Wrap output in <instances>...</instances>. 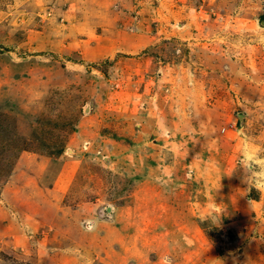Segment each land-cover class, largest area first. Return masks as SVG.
<instances>
[{"label":"rangeland","instance_id":"374dc122","mask_svg":"<svg viewBox=\"0 0 264 264\" xmlns=\"http://www.w3.org/2000/svg\"><path fill=\"white\" fill-rule=\"evenodd\" d=\"M114 2L127 46L84 63L90 46H35L77 23L55 0H0V264L92 261L58 210L19 239L31 188L55 210L113 207L147 261L264 264V0ZM56 166L74 169L55 197Z\"/></svg>","mask_w":264,"mask_h":264},{"label":"crops","instance_id":"0c3cea01","mask_svg":"<svg viewBox=\"0 0 264 264\" xmlns=\"http://www.w3.org/2000/svg\"><path fill=\"white\" fill-rule=\"evenodd\" d=\"M55 2L58 5L56 11H59V14L63 15L65 19L70 18L71 20H77V23L72 22L71 25H66L58 22L60 28L62 27L60 32V34L64 37V40L62 41L61 39H56L54 36L52 37V35L48 33V30L33 29L32 32H35V34L32 35V37L41 38L40 43H37L35 46H90L86 51H80L79 57L84 60V63L100 59V57H104L105 55L120 52L112 46H127V44L124 43L126 38L121 40L120 43L118 42L119 37L122 36V24L115 22V18L117 16L120 17L122 8L119 7L118 3L114 2V0L112 1L113 6L110 8L105 6L107 3H102L101 0H87L86 5H80L78 10H73L74 0H55ZM67 2L70 3L68 4ZM82 20H87V22L82 24ZM50 22H53V20L50 19ZM100 23H102L103 26H100ZM64 26L68 27V30H65V28L63 29ZM43 33L44 38L42 35ZM67 35L70 36L71 41L67 39ZM75 63L78 64V62ZM37 163L39 164L41 161L37 160ZM57 167L58 166H56L55 171H52V175L56 177V183L54 182L53 186L48 188V191H51L55 197L58 195L57 193H60L59 189H61L64 185L65 178L67 180L72 176L70 169L73 166L68 169L65 168L63 171ZM61 178L63 179L62 184L60 182ZM22 187L25 188V186ZM32 192L33 189L31 188L26 193L30 195L29 202L27 203H30L32 208L29 209L33 210H31L29 214L28 211H23V213L27 216L31 214L30 216L33 220H29L28 222L25 221L18 225L19 228L18 226L15 228L16 230L20 229L21 236L19 239H22L24 243V238L28 237L30 228H34L32 231L36 230L37 226L43 222L42 219H44V217H47L52 212L58 210L56 218L60 223L57 224V228L65 233L74 225V233L71 234V239L76 240V245H79L78 238H81V241L87 244L88 249L83 248L86 251L85 257L88 258V260L92 259V261H89L90 264H157L155 261L151 262L149 259L148 261L144 260V252H142L139 247L130 245L127 242L129 235L124 232V227H122V225L118 222V218L116 214H114L113 207H111V211H108L109 213L107 215L111 218L116 217L115 219H99L96 218L95 215L87 213V211H84L85 213L78 211V208L72 209L71 211V209L69 210V206L60 205L55 210L51 207L53 205H51L48 201L41 205L40 198H31ZM16 196L19 197L21 195L16 193ZM66 212L70 213L72 219H68L67 221L62 219ZM32 214L39 217H33ZM74 215L78 217V221L75 224H73L75 221ZM83 220L85 222L81 224ZM87 221H89L90 227L85 225ZM55 248H57V246H55L54 249ZM91 249L94 250V252L91 251ZM54 254L55 253H50L48 255V259H51L49 261L53 260ZM51 255L53 257H51ZM63 258L65 257H58L57 259H59V261L54 259L56 261L54 264H62L61 260ZM97 259L98 261L96 262Z\"/></svg>","mask_w":264,"mask_h":264},{"label":"water","instance_id":"95a60500","mask_svg":"<svg viewBox=\"0 0 264 264\" xmlns=\"http://www.w3.org/2000/svg\"><path fill=\"white\" fill-rule=\"evenodd\" d=\"M263 25H264V20L262 21ZM108 211H111V206L108 207Z\"/></svg>","mask_w":264,"mask_h":264}]
</instances>
